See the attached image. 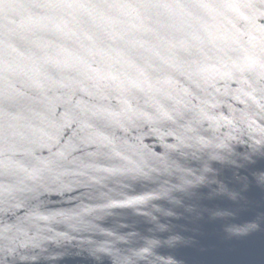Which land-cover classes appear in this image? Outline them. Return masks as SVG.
Returning <instances> with one entry per match:
<instances>
[{
    "label": "water",
    "instance_id": "water-1",
    "mask_svg": "<svg viewBox=\"0 0 264 264\" xmlns=\"http://www.w3.org/2000/svg\"><path fill=\"white\" fill-rule=\"evenodd\" d=\"M0 264H264V0H0Z\"/></svg>",
    "mask_w": 264,
    "mask_h": 264
}]
</instances>
